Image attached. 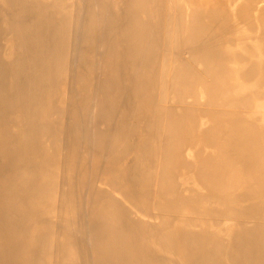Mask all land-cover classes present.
<instances>
[{
    "label": "bare ground",
    "instance_id": "bare-ground-1",
    "mask_svg": "<svg viewBox=\"0 0 264 264\" xmlns=\"http://www.w3.org/2000/svg\"><path fill=\"white\" fill-rule=\"evenodd\" d=\"M0 264H264V0H0Z\"/></svg>",
    "mask_w": 264,
    "mask_h": 264
}]
</instances>
